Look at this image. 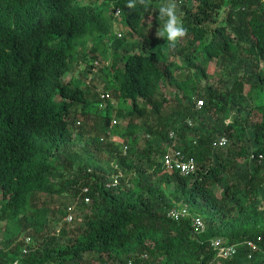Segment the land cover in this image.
Segmentation results:
<instances>
[{
    "label": "trees",
    "instance_id": "trees-1",
    "mask_svg": "<svg viewBox=\"0 0 264 264\" xmlns=\"http://www.w3.org/2000/svg\"><path fill=\"white\" fill-rule=\"evenodd\" d=\"M128 2L0 0V264H264V0H178L175 48L153 34L167 0ZM171 132L194 175L165 173ZM179 203L203 234L168 217ZM217 238L236 255L218 260Z\"/></svg>",
    "mask_w": 264,
    "mask_h": 264
},
{
    "label": "built area",
    "instance_id": "built-area-1",
    "mask_svg": "<svg viewBox=\"0 0 264 264\" xmlns=\"http://www.w3.org/2000/svg\"><path fill=\"white\" fill-rule=\"evenodd\" d=\"M121 14V11L119 9L116 10V16H119ZM117 36L120 38L122 37V33L118 32ZM102 100H105V102H101L99 104V109L103 110L108 107L111 96L108 92L103 93ZM107 100V101H106ZM109 102V103H108ZM204 102L203 100L197 101V108L200 109L203 106ZM118 121L116 119L113 120L112 125H116ZM81 122H78V125H80ZM188 124L192 126V123L189 121ZM170 139L171 142L168 143L166 147L165 155L162 158L163 162V168L165 173H179L180 175L184 177H188L191 175H194L197 170V162L194 157L192 156H186L182 150L177 148V137L174 132L170 133ZM228 140L223 137L218 140H216L213 143L214 148H223L227 145ZM127 148H125L126 150ZM262 159V156L259 157ZM112 167L116 171L113 175H111V182L109 183V186L111 187H117L121 184V179L123 178V171L121 170L120 166L116 162H112ZM85 192H87V189H85ZM86 203L90 202L89 198L85 199ZM75 207L70 206L68 208L69 215L66 218L67 222H72L74 217ZM168 217L172 220L179 221L182 219H190L191 225L193 228V231L196 235H201L206 230V225L204 222V219L198 215V214H192L190 207L186 204L179 203L177 206L171 208L168 212ZM262 239L261 237H258L257 240H248L246 242V245L250 248L252 252H255L258 250V242H260ZM30 243V239L27 238L25 240V245L23 247V253H28V245ZM212 248L217 252V259L218 260H229L237 253V246L235 245H227V243L221 239H213L211 242ZM4 251V247L2 245V241H0V256L2 252ZM251 258V257H250ZM14 264H18L17 261L14 262Z\"/></svg>",
    "mask_w": 264,
    "mask_h": 264
},
{
    "label": "clouds",
    "instance_id": "clouds-1",
    "mask_svg": "<svg viewBox=\"0 0 264 264\" xmlns=\"http://www.w3.org/2000/svg\"><path fill=\"white\" fill-rule=\"evenodd\" d=\"M140 3L147 6V0H140ZM126 7L129 9H134L136 4L133 3V0H129ZM158 11L159 18L163 20L164 23L162 28H157L155 35L158 39L166 40L167 46L169 48H175L177 43L184 40L188 35L187 28L183 24L181 15L178 14V0H167V3L162 4ZM109 105L114 107L113 102H110ZM114 119H116L118 123L114 126L111 125L112 129L109 131V135H113V127H117L120 124V121L116 117H113L112 122ZM125 148L127 149L125 150ZM123 149L124 153L126 154L128 147L124 146Z\"/></svg>",
    "mask_w": 264,
    "mask_h": 264
},
{
    "label": "rangeland",
    "instance_id": "rangeland-1",
    "mask_svg": "<svg viewBox=\"0 0 264 264\" xmlns=\"http://www.w3.org/2000/svg\"><path fill=\"white\" fill-rule=\"evenodd\" d=\"M82 1H86V0H82ZM178 13H179V11H178ZM221 16H223L224 17V14L222 13L221 14ZM150 24H152V21L150 22ZM127 31H128V29L126 28V26H124L123 25V27H120V28H118L117 30H116V32H126L127 33ZM155 33H156V31H154L153 32V34H154V36L156 37V35H155ZM157 38V37H156ZM101 60L102 61H106V63H107V60H104V58L102 59L101 58ZM182 63H183V60L181 61ZM214 69H215V64L213 63V64H211V66L209 67V69H208V72H209V74L210 75H212L213 74V71H214ZM73 75H75L76 77H77V75H78V73H76V74H73ZM72 74H67L66 75V80L68 81L70 78H71V76H73ZM90 77H89V81H90ZM87 80H88V77H87ZM92 81H94L95 82V84L99 87V89L103 86V84H101L100 82H99V78H97L96 80L93 78V80ZM163 92H164V94L165 95H167L168 97H171V99L173 98V94H172V90L171 89H167V88H164L163 89ZM263 99V97L261 96V95H259V97H257L256 98V100H255V102H260L261 100ZM115 107H117V108H121V106H118L116 103H115ZM77 120L79 121V120H82V119H80V118H77ZM121 121V123L119 124L121 127H126V121H123V120H120ZM83 123H84V127H85V129H86V133H90V134H92V130H93V126H92V124H91V121L89 120V119H85V121H83ZM90 129H91V131H90ZM77 130H79V129H77ZM76 130V131H77ZM143 134L144 133H142V132H139V135H138V137H139V139H142L143 138ZM92 136V135H91ZM119 139V138H118ZM105 158H107V157H105ZM167 193L168 194H170V193H173V191H174V187H173V185H169L167 188ZM214 192H215V194H216V196L218 197V198H220L221 197V193H222V189L220 188V187H215L214 188ZM54 203V202H53ZM56 203H57V201H56ZM80 211V210H79ZM4 229H5V224L4 223H2V222H0V241H2L3 240V235H4Z\"/></svg>",
    "mask_w": 264,
    "mask_h": 264
}]
</instances>
